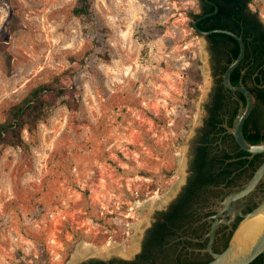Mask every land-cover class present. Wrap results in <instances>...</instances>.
I'll return each mask as SVG.
<instances>
[{"label":"rangeland","instance_id":"rangeland-1","mask_svg":"<svg viewBox=\"0 0 264 264\" xmlns=\"http://www.w3.org/2000/svg\"><path fill=\"white\" fill-rule=\"evenodd\" d=\"M0 0V120L30 88L65 73L78 106L52 107L28 148L0 145V264H68L84 241L128 257L166 191L185 174L212 83L211 49L194 26L199 0ZM264 24V0H250ZM197 86L194 97L188 87ZM143 222V223H142ZM140 225V232L136 228Z\"/></svg>","mask_w":264,"mask_h":264},{"label":"flooded vegetation","instance_id":"flooded-vegetation-1","mask_svg":"<svg viewBox=\"0 0 264 264\" xmlns=\"http://www.w3.org/2000/svg\"><path fill=\"white\" fill-rule=\"evenodd\" d=\"M199 3L204 14L193 21L210 16L204 30L228 29L244 42L243 56L230 75L236 88L228 87L223 75L240 55L241 43L225 32L221 33L226 36L214 40L213 31L205 36L211 49L212 83L203 97L204 109L189 145L185 174L170 197L158 202L128 257H81L76 264H206L213 252L228 246L246 216L264 200V171L248 192L234 195L264 164V151L244 149L233 132L236 117L248 104L243 86L253 100L242 125L243 135L250 143L264 141V38L250 21L221 11L217 0ZM245 10L249 18L256 14L249 3ZM249 264H264V251Z\"/></svg>","mask_w":264,"mask_h":264},{"label":"trees","instance_id":"trees-1","mask_svg":"<svg viewBox=\"0 0 264 264\" xmlns=\"http://www.w3.org/2000/svg\"><path fill=\"white\" fill-rule=\"evenodd\" d=\"M6 1L11 4L7 31L9 34H12L19 28L20 18L13 0ZM217 1L221 11L238 17L241 21H250L253 24V29L259 32V37L264 38V26L258 14L256 13L249 18L245 10V6L250 0ZM72 12L83 19L91 20L93 18L92 0H76ZM203 14V12L196 13L194 18H198ZM209 18L211 17H201L197 21V25L202 29H207L205 24ZM224 36L226 35L221 32H213L210 35L214 40H218L219 37ZM0 51L5 54L6 62L10 66L11 53L2 39H0ZM64 74H57L49 81L33 86L19 101L11 104L6 109L4 119L0 120V145L9 144L27 149L28 143L23 136L24 130L29 131L30 134H34L38 129L39 123L48 117L50 109L56 106L58 102L64 103L69 109L78 106L79 102L75 97L76 86L74 84H66L62 78ZM187 92L189 97H194L197 92V86L191 84Z\"/></svg>","mask_w":264,"mask_h":264},{"label":"water","instance_id":"water-1","mask_svg":"<svg viewBox=\"0 0 264 264\" xmlns=\"http://www.w3.org/2000/svg\"><path fill=\"white\" fill-rule=\"evenodd\" d=\"M193 26L195 30L203 35L204 37L215 31V32H225L233 35L236 39H238L241 43V53L235 58L227 67L223 77L224 83L230 88H236L231 81L230 75L234 68L240 62L243 53H244V42L241 36L237 35L235 32L224 29V28H214L211 30H204L197 25V20L193 21ZM240 88L246 92L248 96V104L245 109L241 111V113L236 117L235 124L233 127V132L241 144V146L253 153L264 151V141L259 143H250L248 142L242 131V125L244 119L248 115L252 107V97L251 94L243 87ZM264 171V164L259 168L253 179L250 181L248 185H246L242 190L236 192L234 195H241L248 192L258 181L259 177L262 175ZM255 221H260L257 226L252 229L248 234H244L246 228ZM140 232V230H139ZM264 251V200L259 204L257 208L251 211L247 216L240 228L235 232L233 237L231 238L228 246L221 252H213V258L208 261L206 264H249L254 258H256L260 253ZM76 259L74 264L80 259ZM150 264H170L164 262H156Z\"/></svg>","mask_w":264,"mask_h":264},{"label":"bare ground","instance_id":"bare-ground-1","mask_svg":"<svg viewBox=\"0 0 264 264\" xmlns=\"http://www.w3.org/2000/svg\"><path fill=\"white\" fill-rule=\"evenodd\" d=\"M167 194H169L168 191H166L163 194L156 193L152 196L145 198L143 201L142 200L135 201L134 207L139 210L144 205H147V203L150 204V203H154L156 201L161 202V201L165 200V198L167 197ZM259 222L260 221L252 222L246 228V231L244 232V234H248V232H250L252 229H254L257 226V224H259ZM135 226H136L137 230H139L140 225L136 224ZM119 245H120L119 243H117L116 241H112V240H109L106 243L101 244V245H97V244H93V243H89V242L84 241L82 244V247L81 248L78 247V249L76 250V252L74 253L73 257L71 258V260L69 261L68 264H74V261L76 259H78L79 257H82L86 254H89L91 252H96L98 254H104L105 252L108 253V251L116 250V247H118ZM133 249H135V248H133Z\"/></svg>","mask_w":264,"mask_h":264}]
</instances>
